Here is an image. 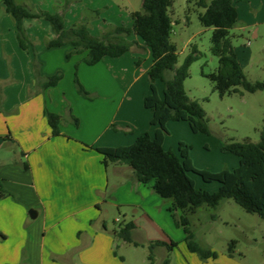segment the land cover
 <instances>
[{
    "label": "crops",
    "instance_id": "obj_1",
    "mask_svg": "<svg viewBox=\"0 0 264 264\" xmlns=\"http://www.w3.org/2000/svg\"><path fill=\"white\" fill-rule=\"evenodd\" d=\"M16 1L33 11L52 12L50 4H43L46 0ZM55 1L61 7L65 0ZM68 7L66 12L57 10L65 17L68 28L82 23L83 10L100 8L105 9L103 15L107 17L103 23L100 19L87 21L92 35L101 37L117 26H125L124 12L115 0H72ZM23 24L32 43L26 50L20 47L15 19L0 0V184L15 195L0 198V264H124L126 259L114 251L115 238L104 226L100 230L92 227L101 215L102 204L108 197L113 200L110 203L122 204L117 193L125 188L138 198H134L137 209L150 218L155 219L153 208L169 206L170 210L173 205L171 201L161 203L151 184L137 182L129 166H105L102 156L85 144L127 146L144 133L155 135L158 126L151 124L152 111L144 105L150 93V50L132 33L129 41L137 43L135 49L133 46L120 57H104L90 66L84 62L87 52L67 58L74 50L71 44L47 48V42L56 37L48 21L25 19ZM36 27L41 31L34 36ZM135 50L144 52V61L137 68L134 61L142 54ZM236 53L244 69L237 49ZM34 58L41 63L43 77L63 72L57 86L45 90L37 86ZM76 72L97 99L87 100L79 95ZM156 86L163 96L162 85L157 81ZM68 106L79 119V126L67 117ZM45 109L63 116L60 136L52 135ZM169 123L167 128L172 126ZM163 146L165 150L171 147L167 136ZM24 162L29 165L27 170ZM122 178L131 180L133 185L123 184L119 181ZM119 184L112 196L110 189ZM218 187L219 184L202 189L214 192ZM31 209L37 213L35 218L30 216ZM155 225L165 238L149 234L147 242L153 244L157 239L171 243L175 239L157 220Z\"/></svg>",
    "mask_w": 264,
    "mask_h": 264
},
{
    "label": "trees",
    "instance_id": "obj_2",
    "mask_svg": "<svg viewBox=\"0 0 264 264\" xmlns=\"http://www.w3.org/2000/svg\"><path fill=\"white\" fill-rule=\"evenodd\" d=\"M174 0H143L142 8L132 13V27L117 26L101 37L93 36L86 22L66 27L65 17L58 12L33 11L29 7L17 3L16 0H3L6 11L15 19L20 47L28 49L32 44L27 35L23 21L25 19H44L48 21L56 37L49 40L47 48L61 47L71 44L74 50L67 55L70 59L75 54L87 52L84 62L96 65L104 57H120L137 44L126 39L134 33L148 48L152 57V65L148 75L150 93L144 100V105L152 111L151 124L158 126L155 135L144 133L134 143L118 147H93L86 145L102 156L105 166L123 164L129 166L137 182L151 184L153 192L165 200L172 202L170 211H180L177 224L183 226L185 240L189 250L199 254L201 258L217 257V253L208 247H203L196 241L190 230L189 216L200 207L216 208L224 199H233L249 213L258 214L264 219V127L258 142H227L222 146L226 153L239 157V165L234 169L224 168L219 172L199 170L190 157L191 146L180 143L178 156L172 150L164 149V141L168 134L167 124L171 121L188 122L194 133L209 134L210 128L206 113L200 103L191 99L185 89V81L190 76V67L198 57V48L193 46L192 52L184 62L176 67L178 53L175 44L171 42L173 19L170 8ZM242 0H190L196 6L205 9L199 14V20L205 27H212V53L218 57L217 69L206 76L214 83V89L223 97L240 93V87L249 93L264 91V81L251 82L247 79L244 69L238 59L230 31L238 22L236 3ZM72 0H65L68 7ZM41 63L34 58L33 71L37 86L42 89L55 87L63 79V72L43 77L40 73ZM163 82V96L158 92L156 82ZM77 92L86 99L93 100L96 94L89 92L80 82L75 73ZM45 117L52 129L53 136H60V124L63 116L44 110ZM67 117L79 126L80 121L74 116L71 106L67 107ZM23 168L28 169L27 162ZM198 174L205 183L217 182L218 190L210 192L198 188L190 173ZM15 195L8 192L0 184V198ZM175 216V215H173ZM136 224L133 221L121 224L114 230V237L126 243L138 245L133 239ZM155 245L166 246L170 251L177 245L155 242L151 244L148 264H153ZM236 241H232L229 253L232 256ZM162 264H170L167 257Z\"/></svg>",
    "mask_w": 264,
    "mask_h": 264
},
{
    "label": "rangeland",
    "instance_id": "obj_3",
    "mask_svg": "<svg viewBox=\"0 0 264 264\" xmlns=\"http://www.w3.org/2000/svg\"><path fill=\"white\" fill-rule=\"evenodd\" d=\"M142 1L115 0L124 12L122 15L125 17L122 20L125 27H131V12L141 10ZM43 4H50L52 12H57L59 9L66 12L69 8L65 5V1L61 7L55 0L52 3L46 0L43 1ZM235 5L238 10V22L230 31L233 44L239 53L247 79L251 82L264 81V0H242ZM204 11L205 9L191 3L190 0H174L170 8L173 19L171 42L177 48L178 63L176 67L184 62L192 52L194 45L198 48V57L190 67V76L185 81V89L188 96L198 101L203 107L210 133H194L188 122L171 121L169 125L172 126L168 128L169 132L166 136L171 146L168 150H172L180 156V143L189 145L191 146L190 157L197 169L219 172L224 168L234 169L239 165L238 156L222 150L225 143L231 141L258 142L260 140L264 127V91L249 93L240 87V93L222 97L214 89V83L206 74L217 69L219 59L211 51L214 29L203 26L199 20V14ZM82 12V23L99 19L103 23L107 17V15L106 17L103 15L104 8L96 11L85 9ZM30 21L34 23V20ZM37 27L38 31H34V36L40 34L41 29ZM255 34H257L256 37H254ZM27 35L31 40L28 32ZM133 35H127L126 39L131 40ZM135 51L142 54L137 55L134 61V67L137 68L144 61V52L143 50ZM132 78L133 75L130 74L129 79ZM147 78L149 79L148 75ZM158 83L162 85L163 92V82L158 81ZM97 98L96 96L95 99ZM190 175L198 180V188L218 185L217 182L205 183L196 173L191 172ZM119 181L123 184L127 182L128 187L134 183L127 178H122ZM119 186L121 185L110 189L112 196ZM216 190L218 189L216 188ZM117 196L121 199L122 204L114 205L110 203L113 200L108 197V201L102 204L99 219L93 221L92 227L100 230L104 226L105 231L114 237V230H117L121 224L130 221L136 224L137 230L133 231V235L134 241L138 245L123 244L122 240L114 237L116 241L114 251L116 255L119 254L121 258L126 259L124 264H148L152 243L146 241V236L155 234L154 236L161 235L165 238L163 232L156 228V220L172 234L175 238L173 241L177 245L173 247L174 253L173 250L169 252L165 246H154L155 264H162L167 257L170 258V264H264V219L258 214L247 212L233 199L222 200L216 208L202 206L189 216V227L193 233L194 241L217 253V257L204 259L198 253L189 250L186 240H184V228L176 221L180 216L179 213L170 211L169 206L156 207L152 211L155 220L147 216L144 211L137 209L134 205V198L136 200L138 198L130 194L127 189L119 191ZM158 197L161 203L169 202L159 195ZM152 204L154 203L152 202ZM156 241L157 239L154 242ZM232 241H236V245L231 256L229 248ZM166 243L170 244V242Z\"/></svg>",
    "mask_w": 264,
    "mask_h": 264
},
{
    "label": "water",
    "instance_id": "obj_4",
    "mask_svg": "<svg viewBox=\"0 0 264 264\" xmlns=\"http://www.w3.org/2000/svg\"><path fill=\"white\" fill-rule=\"evenodd\" d=\"M36 211L35 210H33V209H31L30 210V216L32 217V218H35L36 217Z\"/></svg>",
    "mask_w": 264,
    "mask_h": 264
}]
</instances>
